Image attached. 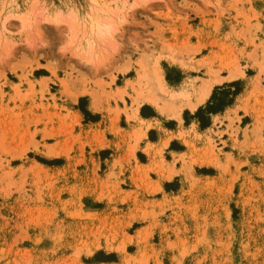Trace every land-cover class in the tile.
<instances>
[{
    "label": "rangeland",
    "instance_id": "obj_1",
    "mask_svg": "<svg viewBox=\"0 0 264 264\" xmlns=\"http://www.w3.org/2000/svg\"><path fill=\"white\" fill-rule=\"evenodd\" d=\"M97 22L108 32L97 35ZM140 63L147 73L158 65L169 84L181 76L170 64L242 68L247 75L214 87L212 101L221 108L250 81L243 110L253 140L243 154L264 158V0H0V264H121L120 252L91 247L105 241L124 242L126 264H264V167L237 195L224 184L215 213L186 206L174 228L120 187L121 171L99 174L72 109L93 118L88 95L73 94L91 90L117 116L130 98L113 92ZM45 145L63 155L45 157Z\"/></svg>",
    "mask_w": 264,
    "mask_h": 264
},
{
    "label": "crops",
    "instance_id": "obj_2",
    "mask_svg": "<svg viewBox=\"0 0 264 264\" xmlns=\"http://www.w3.org/2000/svg\"><path fill=\"white\" fill-rule=\"evenodd\" d=\"M216 67L212 65V69ZM205 69L204 66H186L185 72L178 65L170 64L169 70L181 72L179 80L172 84L166 81L164 72L161 75L172 88H177L184 81L191 82V79L198 87V83L208 78ZM242 72V75L225 79L227 71L219 69L218 78L222 80L211 83L208 95L193 110L183 105L179 118L160 112L150 102H142L136 108L127 107L115 116L113 101L109 100L108 103L99 98L98 108L91 109L89 97L86 96L85 106L94 115L93 118L84 120L80 110L74 106L72 109L81 118L80 135L93 142L95 160L102 166L99 174L116 176L121 171L119 178H123V185L120 187L132 192L130 197L135 196L140 207L158 213L159 222L167 227H177L180 214L186 213V206L199 214L215 213L222 204L224 184L233 181L232 194L237 195L240 181L246 176L255 179L256 169L264 167L262 156L243 154L247 150L242 146L247 147L253 140L249 127L252 117L248 111H244L248 103L250 81L245 78L231 103L221 108L214 106L210 99L214 87L242 80L247 75ZM218 93L215 91V95ZM127 104H130V100H127ZM117 106L123 108L118 101ZM230 119L234 122L231 128L239 127L235 139L229 135ZM245 125L248 128L244 136L242 130ZM138 127H141L140 130ZM188 131L192 132L187 135ZM214 143L216 148L213 147ZM127 152L131 157L129 164L121 159ZM100 153L103 156H99ZM58 156L62 155L47 158ZM236 161L240 163L235 164Z\"/></svg>",
    "mask_w": 264,
    "mask_h": 264
},
{
    "label": "bare ground",
    "instance_id": "obj_3",
    "mask_svg": "<svg viewBox=\"0 0 264 264\" xmlns=\"http://www.w3.org/2000/svg\"><path fill=\"white\" fill-rule=\"evenodd\" d=\"M90 5L95 2L96 0H89ZM95 32L97 35H101L106 32L107 25H103L101 23H96L95 26ZM108 32V30H107ZM88 49H92V46H89ZM173 56H168L166 60L168 62H173ZM207 63H204V66H206ZM139 66L136 67L135 74L131 78H126L124 80V83L121 86H117L115 88V91L113 92L114 98H123L124 94H127L130 98V104L129 108H136L140 103L142 102H150L154 106H156L160 112L172 115L176 118H179L180 110L183 105L188 106L191 110L194 109V107L202 102L206 96L209 93L211 83L215 81H221L222 78H218V69H212V67L206 66V72L208 73V78L205 82L198 83V87L193 84V79H191V82H182L177 88H172L169 86L165 81L163 80V77L160 73L159 66L155 65V68L152 69V72L147 73L148 69L143 68L144 64L141 63L138 64ZM203 65V64H202ZM124 68L123 70H125ZM227 75L224 77L225 79H231L234 77H237L239 75H242V68L230 65L229 67H226ZM42 79V78H40ZM195 79V78H194ZM43 80V79H42ZM256 80V79H255ZM196 84V83H195ZM152 87V88H151ZM82 90H79L78 93L73 94L74 98L78 94H85L89 97V107L91 109H97L98 108V99L97 95H93L91 90L88 91L86 89L81 88ZM160 91L161 94H165V97H161L159 93H157L155 90ZM106 93V92H105ZM108 94V93H106ZM111 94V93H110ZM112 97V96H111ZM112 97V98H113ZM113 98V99H114ZM123 100V99H122ZM171 100V102L169 101ZM179 101V102H177ZM175 102V103H172ZM99 104V103H98ZM102 108V107H101ZM140 126V125H139ZM141 127H138V130H140ZM192 131L186 132L187 135H189ZM195 133V132H194ZM186 135V136H187ZM198 135V134H197ZM176 136H180L179 134H176ZM187 142V139H186ZM41 153L45 157H51L55 155H63V153L59 151H55L51 145H45L44 149L41 150ZM34 165H38L40 167V163H37L36 161H33ZM94 199L96 200H103V197L101 194H96L94 196ZM105 239V238H104ZM95 248H102L104 250H113L120 252L122 254L120 262L123 264L130 263L131 260L128 259L127 255L125 254V244L123 243H113L112 241H105L104 243L97 242L93 244ZM93 249H89L87 252H92ZM130 256V255H129Z\"/></svg>",
    "mask_w": 264,
    "mask_h": 264
},
{
    "label": "trees",
    "instance_id": "obj_4",
    "mask_svg": "<svg viewBox=\"0 0 264 264\" xmlns=\"http://www.w3.org/2000/svg\"><path fill=\"white\" fill-rule=\"evenodd\" d=\"M166 78H167V76H166ZM238 90V89H237ZM236 90V91H237ZM236 91L234 92V93H236ZM215 98V90L213 91V93H212V95H211V97H210V99H214ZM231 102V99H228V100H226V101H224V100H220V102H219V107H222L224 104H228V103H230ZM198 112H199V110H198Z\"/></svg>",
    "mask_w": 264,
    "mask_h": 264
}]
</instances>
